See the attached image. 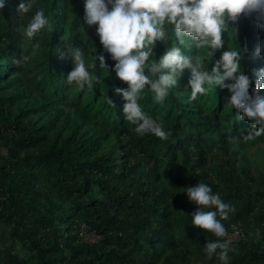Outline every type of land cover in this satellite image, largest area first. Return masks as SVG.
<instances>
[{
  "label": "rangeland",
  "instance_id": "374dc122",
  "mask_svg": "<svg viewBox=\"0 0 264 264\" xmlns=\"http://www.w3.org/2000/svg\"><path fill=\"white\" fill-rule=\"evenodd\" d=\"M19 3L20 0H5V8L0 10V146L15 148L16 153L36 162L26 170V179L13 176L2 183L0 191L18 201L32 200L43 215L53 203L73 215L76 202H88L87 197L79 199L70 193L85 182L90 167L84 162L86 155H103L109 170L98 169L96 174L112 185H123L117 166L127 159L139 167L132 176L144 185L147 200L157 197L160 202V211L149 217L144 229L135 232L127 227L123 237L105 242L108 247L116 246L127 264H222L215 254L209 259L203 248L206 242L218 239L231 241L229 248L234 250L229 251L228 264H264V141L257 137L248 142L242 138L233 142V137L248 134L251 121L237 120V110L225 107L231 93L217 86L210 88L207 95L191 100L188 87L191 73L185 69L163 104L155 103L147 90L140 101L142 109L170 133L169 138L161 141L151 134L137 135L135 126L124 119L125 101L115 93V89H124L127 85L112 71L115 61L103 52L96 35L97 26L89 28L83 23L84 0H36V6L22 19L17 13ZM40 7L50 17L54 30L44 29L28 40L18 28L25 26ZM232 29L235 35L231 30L225 34V46L208 62L209 70L220 58L221 51L228 47L241 50L240 66L244 74L264 68V54L253 55L264 41V32L256 27L255 20L241 17ZM36 43L39 48L33 55ZM247 45L252 47L251 63L244 56ZM68 47H81L87 63L94 62L95 55L104 54L107 69H101L98 60L96 69H90L101 81L94 83L92 89L80 90L66 84L73 60L70 55L61 60L56 49L67 53ZM166 47H171V41L167 46L157 43L154 49L157 60ZM182 51L185 55L197 54L194 47ZM21 55L30 59L22 66L12 64L15 68L9 70L7 64ZM254 88L253 80L249 95ZM28 105L33 108L23 115ZM74 111L83 118L73 128L66 127V115L70 117ZM82 119L86 120L83 124ZM21 123H26L29 129L24 136L17 127ZM13 128L17 131L16 138H13ZM81 138L91 140V147H79ZM65 141L67 146L63 145ZM37 150L50 157L35 158L32 153ZM78 166L83 167L85 175L75 171L72 178L65 177L64 170ZM59 172L62 176L57 175ZM200 182L207 183L214 194L219 193L225 203L234 207L229 219L221 221L228 233L225 238H217L191 225V215L197 206L183 192ZM91 193L96 204L107 199L97 184L92 183ZM30 216L31 228L39 229L40 237H46L45 228L38 223L33 225L40 219L39 215ZM58 217L59 214L53 215L54 223ZM71 217L70 229L75 234L79 221L85 218ZM85 220L90 230L101 238L96 243L105 241L103 227L92 219ZM0 264L38 262L29 243L15 239L9 230L0 226Z\"/></svg>",
  "mask_w": 264,
  "mask_h": 264
},
{
  "label": "clouds",
  "instance_id": "9594fccd",
  "mask_svg": "<svg viewBox=\"0 0 264 264\" xmlns=\"http://www.w3.org/2000/svg\"><path fill=\"white\" fill-rule=\"evenodd\" d=\"M36 6V0H20L17 13L22 19ZM5 8V0H0V10ZM241 17L253 18L256 27L264 32V0H84L83 23L89 28L96 27V35L103 52L115 61L112 71L116 78L127 88L115 89L117 95L125 101L124 119L134 125L137 135L151 134L161 141L169 138L162 123L150 117L141 107L142 94H152L155 103L163 104L170 92L176 88L185 69L190 70V99L207 95L210 88L219 86L227 89L231 95L225 107L236 109V119L251 121V130L247 135L233 137V142L241 138L252 141L264 135V68L253 69L248 75L240 66L241 50L228 47L221 51L220 58L209 70L208 62L225 46V34ZM54 30L49 16L43 7L38 8L25 26H20L22 37L32 40L42 30ZM171 41V47L155 58L157 43L165 46ZM195 48L196 55H185L183 48ZM39 48L33 46V55ZM59 58L70 55L73 68L65 80L83 90L92 89L94 83H100L95 70L97 60L101 69L106 68L105 56L95 55L94 62L87 63L81 47H68L67 53L56 49ZM264 54V41L256 47L253 55ZM30 56L21 55L13 59L15 66L27 63ZM253 80L255 88L249 95ZM231 81V83H226ZM114 108L113 102L108 98ZM188 200L197 206L191 215V225L225 238L228 233L221 221L229 219L234 207L225 203L219 193L204 182L184 189ZM215 209V211L210 210ZM219 217V219H218ZM230 240L206 242L204 251L210 259L215 254L222 264H228ZM219 250V251H218Z\"/></svg>",
  "mask_w": 264,
  "mask_h": 264
},
{
  "label": "trees",
  "instance_id": "16d2710c",
  "mask_svg": "<svg viewBox=\"0 0 264 264\" xmlns=\"http://www.w3.org/2000/svg\"><path fill=\"white\" fill-rule=\"evenodd\" d=\"M251 49L252 47L247 45L244 51V56L249 63L253 59V55L250 52ZM12 64L11 61L7 66L9 70L13 71L15 67H12ZM17 81L19 80L14 79V82ZM11 97H14V94H11ZM32 108L29 105L24 108L23 115H27ZM66 116L67 119L65 118L64 120L65 126L70 128L76 126L78 120L83 118L78 111H74L70 117L68 115ZM31 120L29 118V122ZM85 121V119H82V124ZM25 124L21 123L17 126L19 129L21 128L22 136L26 135L29 131L28 126ZM13 136V138L17 137V131L14 128ZM18 137L20 138L19 132ZM258 138L264 141V135ZM91 144V140L81 138L79 147L88 149L91 147ZM63 145L67 146L68 142L65 141ZM0 148L1 150L5 148L8 151L6 154L0 153V188L3 182L12 179L13 176L16 177L19 175L23 179H26V170L29 167L33 168L36 161L28 158L26 155L16 153L14 151L16 150L15 148H10L6 145L0 146ZM25 152L29 154L27 153L28 149ZM33 154L37 159L48 156L46 153L43 154L38 150L35 153L33 152ZM121 154L124 158H127L126 153L121 152ZM84 162L90 166L87 171V176H85V182L74 192L71 191L70 193L76 195L79 199L87 197L88 202H76L72 214L85 219H92L98 222L99 227H103L105 233L102 236L105 241L101 244L81 242L78 238V227L81 222L87 221L81 219L77 225L76 233H72L70 228L73 223L71 217L73 215L65 212L58 203H53V207L47 209L48 213L43 215L34 207L32 200L21 199L18 201L15 197L10 198V196H5V193L0 191V226L9 230L15 239L29 243L35 252L38 264H101L104 262L127 264L126 260L120 256L116 246L111 244V247H108L106 244L111 243L113 237H123V232L127 227L132 228L135 232L144 229L149 217L156 215L160 211L159 199L156 197L148 201L147 192L143 188L144 185L133 180L134 174L139 169L138 165L131 163L127 159L119 163L117 172L123 185H112L104 182L96 174L98 169L104 172L109 170L107 160L103 155L87 154ZM75 171L81 172L82 174L85 173L81 166L66 169L63 173L66 178L69 175L72 178V173ZM57 175L62 176V173L59 172ZM65 177H63L64 182H66ZM92 183L97 184L102 192L105 193L107 199L104 203L96 204L93 200L91 193ZM32 187L34 188V186ZM31 214L33 216L39 215L40 219L33 223V225H37L38 223L40 227L45 228L44 233H46V237H40L38 234L39 229L31 228ZM55 214H59L56 223L53 222V215ZM10 222H13V225H10ZM66 229H68L67 234L65 233ZM97 232L101 234L100 231Z\"/></svg>",
  "mask_w": 264,
  "mask_h": 264
},
{
  "label": "built area",
  "instance_id": "2783aa9c",
  "mask_svg": "<svg viewBox=\"0 0 264 264\" xmlns=\"http://www.w3.org/2000/svg\"><path fill=\"white\" fill-rule=\"evenodd\" d=\"M13 133V131H12ZM6 152V149L3 148L1 150V153L2 152ZM4 153V154H6ZM78 238L81 242L83 243H89V244H93V243H96L98 242L99 240H101L100 236L95 232V231H92L90 230L88 224L86 222H81L79 224V227H78ZM101 264H114L112 262H104V263H101Z\"/></svg>",
  "mask_w": 264,
  "mask_h": 264
},
{
  "label": "crops",
  "instance_id": "0c3cea01",
  "mask_svg": "<svg viewBox=\"0 0 264 264\" xmlns=\"http://www.w3.org/2000/svg\"><path fill=\"white\" fill-rule=\"evenodd\" d=\"M0 153H1V150H0ZM2 154V153H1Z\"/></svg>",
  "mask_w": 264,
  "mask_h": 264
}]
</instances>
